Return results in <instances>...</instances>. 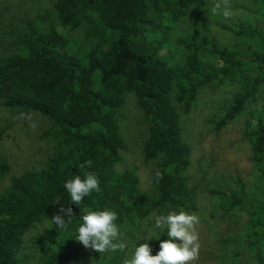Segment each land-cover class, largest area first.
Returning a JSON list of instances; mask_svg holds the SVG:
<instances>
[{"label":"trees","instance_id":"trees-1","mask_svg":"<svg viewBox=\"0 0 264 264\" xmlns=\"http://www.w3.org/2000/svg\"><path fill=\"white\" fill-rule=\"evenodd\" d=\"M204 4V0H56L44 15L21 21L12 34L14 52L0 56V107L17 110L22 118L29 113L46 118L51 126L44 137L51 136L56 146L45 168L23 172L0 191V264H66L85 209L114 211L115 223L121 226L167 206L195 208L186 175L191 149L181 136L178 107L189 112L200 89L209 84L236 86L222 116L209 120L219 130L242 115L264 85V40L258 42L261 49L246 47L249 59L242 57L240 48L179 40L185 53L172 64L159 55L158 46H152L154 34L166 28V18L176 22ZM52 16L67 31L83 28L89 47L71 51L65 35L51 24L45 26ZM205 54L211 59L204 60ZM129 94L135 96L147 123L143 156L145 162L155 163L152 193L140 190L133 172L118 173L115 168L126 150L118 116ZM4 132L0 129V140ZM242 137L249 144L256 185L248 193L243 184L236 192L213 187L209 192L218 197L225 213H246L242 240L256 251L264 244V118L247 120ZM85 160L91 161L90 167H81ZM8 171L9 165L1 160L0 179ZM89 172L97 176L99 190L79 205L71 203L65 181L75 175L83 179ZM61 207H71L73 213L63 228L52 219V212L58 214ZM43 220H51L44 234L32 247L25 246L26 233ZM105 264L119 262L109 259Z\"/></svg>","mask_w":264,"mask_h":264},{"label":"rangeland","instance_id":"rangeland-1","mask_svg":"<svg viewBox=\"0 0 264 264\" xmlns=\"http://www.w3.org/2000/svg\"><path fill=\"white\" fill-rule=\"evenodd\" d=\"M55 1L0 0V56L14 52L12 34L21 21L44 15L52 10ZM204 1L200 9L191 8L187 15L176 22L167 18L164 20L166 28L154 34L152 42V46H158L159 55L171 64L177 62L185 53L184 47L178 44L179 40L200 42L208 47L216 44L231 50L240 48L242 57L246 59L250 58L246 53L248 45L253 49H261L258 42L264 40V0H229L231 15L228 18L223 15V7L214 11V5L222 0ZM50 24L70 40L71 51L80 53L89 47L83 28L67 31L58 25L53 16L45 26ZM254 30L255 35L248 36L246 33ZM257 33L258 37L255 38ZM251 35L253 39H250ZM203 59L211 58L205 54ZM236 91L237 87L228 83L209 84L200 89L189 112L184 113L178 107L181 136L191 149V164L186 175L188 185L195 193L196 203L194 209L186 212L199 217L196 226L200 243L199 258L190 264H264V244L253 251L247 249L242 240L246 213L242 210L225 213L218 206L221 202L218 197L209 192L210 187L218 190L230 188L236 192L239 184H243L248 193L257 183L249 144L243 139L242 132L247 120L255 121L259 115L264 118V85L260 87L259 95L245 106V111L235 121L219 130H215L209 122L211 119L217 121L222 116L223 109L231 102ZM16 111L0 107V129H5L0 140V161L4 160L9 165L8 173L0 179V191L9 185L12 178L23 172L45 168L56 146L51 136L44 137L51 126L50 121L36 113H29L22 118ZM118 126L126 150L121 152L116 171L133 172L139 179L140 190L152 193L155 190L151 182L155 163L144 161L147 123L133 94L127 95L119 110ZM170 210L179 212L182 209L167 206L142 220L134 218L131 222L118 225L127 243L124 251L99 253L85 248L76 240L69 249L71 258L66 264H105L109 259L123 264L125 258L131 257L133 246L141 243H148L151 253L156 255L160 250L156 239L167 228H156L154 218L155 215H166ZM52 215H57V211H53ZM50 222L43 220L36 223L25 235V246L32 247L34 240L44 234ZM160 239L181 243L169 237L167 232Z\"/></svg>","mask_w":264,"mask_h":264},{"label":"clouds","instance_id":"clouds-1","mask_svg":"<svg viewBox=\"0 0 264 264\" xmlns=\"http://www.w3.org/2000/svg\"><path fill=\"white\" fill-rule=\"evenodd\" d=\"M223 7V15L228 18L230 13L229 0H222L214 5V11ZM91 161L85 160L81 167H90ZM159 173L157 176L159 178ZM64 189L70 196V202L79 205L85 196L99 190V180L94 173H87L82 179L75 175L64 183ZM71 207H61L59 213L52 217L57 227L63 228L66 217L72 215ZM117 213L111 210H84L82 223L78 226L76 239L85 247L99 253L124 251L127 243L124 233L115 223ZM199 217L186 211H168L166 215H155L154 225L158 229L167 228V235L178 239L177 244L171 240L160 242V250L151 254L148 243L135 244L130 258H125L123 264H190L199 258L200 243L196 226ZM151 238V237H148Z\"/></svg>","mask_w":264,"mask_h":264}]
</instances>
